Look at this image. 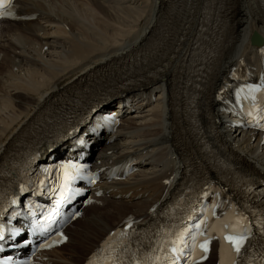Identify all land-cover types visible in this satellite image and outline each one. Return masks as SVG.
Listing matches in <instances>:
<instances>
[{"label":"bare ground","instance_id":"obj_1","mask_svg":"<svg viewBox=\"0 0 264 264\" xmlns=\"http://www.w3.org/2000/svg\"><path fill=\"white\" fill-rule=\"evenodd\" d=\"M167 1L18 0L23 13L40 15H35L30 22H4L0 28V53L3 54L0 64V160L40 110L54 104L72 105V98L90 92L93 87L101 90L96 82L91 86V78L95 76L92 73L144 51L153 40L152 37L142 45L149 34L167 25L162 14V6ZM223 1L227 0H216L212 4L208 0H183L175 6L169 17L175 27L170 32L165 29V38L160 37L162 41L147 54V59L151 60L147 63L157 67L175 58L176 65L186 61L195 47L192 43L195 32L206 19L222 23L216 44L220 55L213 84L218 87L239 59L248 58L254 67L252 52L264 48V0H229L230 12L222 17L218 11ZM143 53H138L142 60ZM171 76L172 69L161 72L138 90L128 92L127 95L138 99L141 105L133 112L130 108L122 110L121 140L102 146L99 139L87 137L90 150L102 146L98 157L95 156V159L106 161L102 165H108L111 157L118 161L133 152L142 158H151L150 167L142 168L120 186L124 192L136 193L140 188L139 193L150 191L156 199L161 192V180L169 171H179L181 159L174 150V106L168 103L172 98L167 79ZM120 100L119 95L106 99L97 108L96 115L119 111L116 106L121 105ZM210 111L211 121L221 141L227 145L225 152L235 157L243 168L264 179L261 134H251L238 126V121L225 115L217 104H211ZM86 132L84 127L77 135ZM75 150V141L64 138L55 144L49 157L62 160L74 156ZM166 158L171 159V164ZM165 162L164 173L159 166ZM228 165L222 162L219 167ZM151 203L141 197L132 202L111 201L104 208H89L70 229L67 246L52 251L49 264H82L124 216L134 210L141 217ZM211 261L205 264H212Z\"/></svg>","mask_w":264,"mask_h":264},{"label":"snow or ice","instance_id":"obj_2","mask_svg":"<svg viewBox=\"0 0 264 264\" xmlns=\"http://www.w3.org/2000/svg\"><path fill=\"white\" fill-rule=\"evenodd\" d=\"M11 0H0V9H4L6 6L10 7ZM12 13L8 11L0 10V16H11ZM262 86H252L247 89L246 94L243 98L248 100H255V93L261 90ZM242 93L245 92L244 89L241 90ZM248 115L252 117L253 120L257 121V126L264 127V125L259 124V119H264V107L259 108L258 114H254V111H249ZM83 143V140H81ZM87 165H79L76 163L68 162L61 164L57 171L59 176L57 180L59 183V199L55 201V207L49 210L47 216L45 217V224L41 225L39 221H35V227L33 232L42 229V234H47L51 232L52 225L57 224L56 217L60 215L61 205L69 201L73 196L78 194V190H74L71 186L77 179H87L89 183H94L95 178L91 175H85L84 170ZM48 171V169H45ZM24 191V189H22ZM12 204L16 203V200L11 201ZM2 215V213H0ZM20 215V213H17ZM79 215V213H76ZM213 215L215 213L213 212ZM74 218V217H73ZM127 227H131L129 223ZM209 226L205 220H201L199 223L194 225L195 233L193 234L188 227H184L182 230H177L169 234V239L165 243L152 249V252L143 259L137 257L134 253H129L128 264H177L182 258L185 259V264H200L208 258L210 253V243L213 239H219L221 241V249H226L228 252V259H220L219 264H237V257L241 255V250L244 247L245 241L248 238V228L244 223V219L241 217L237 219L234 223H223L219 228V236L206 235V230ZM18 230L9 229V232L13 236L16 235ZM57 235L60 237L59 241H54V243L62 242L64 239L63 234L57 231ZM127 235V233H123ZM116 233L110 234L111 237H115ZM5 239L4 226L0 225V241ZM25 244L29 241H24ZM50 244H44L42 247H50ZM2 250V249H0ZM105 249H101L104 252ZM107 255L104 259V264H125V260H122L119 255L116 254V249L114 246L109 245ZM162 253V254H157ZM8 261L12 260V257L6 258ZM0 264H5L4 260H0ZM89 264H97L95 260H90Z\"/></svg>","mask_w":264,"mask_h":264}]
</instances>
